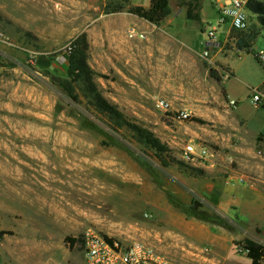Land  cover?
<instances>
[{
    "label": "rangeland",
    "instance_id": "374dc122",
    "mask_svg": "<svg viewBox=\"0 0 264 264\" xmlns=\"http://www.w3.org/2000/svg\"><path fill=\"white\" fill-rule=\"evenodd\" d=\"M150 1L0 0V264H84L86 229L149 242L170 264H250L241 244L260 234L264 168L220 144L232 118L222 89L239 100L233 112L251 119L242 132H264V109L246 98L264 77L254 56L264 53V34L252 22L244 43L233 29L218 37L211 54L236 75L221 84L201 54L208 26L218 25L211 1L168 0L159 24L126 11ZM74 42L88 68L73 81L78 101L53 79L68 77ZM157 98L191 117L172 119ZM190 140L221 145L246 182L225 191L185 164ZM202 181L216 189L201 194Z\"/></svg>",
    "mask_w": 264,
    "mask_h": 264
},
{
    "label": "built area",
    "instance_id": "2783aa9c",
    "mask_svg": "<svg viewBox=\"0 0 264 264\" xmlns=\"http://www.w3.org/2000/svg\"><path fill=\"white\" fill-rule=\"evenodd\" d=\"M217 13V24L208 26L206 39L202 42V58L215 70L219 68L211 54L212 47H220L217 37L218 27L228 24L229 30L247 31L251 18L256 14L247 8V0H210ZM131 33L133 29H130ZM258 57H263L258 53ZM250 103L257 106L264 105V89L250 88ZM156 106L168 112L172 119L187 120L191 112L187 109H172L171 103L164 98L156 99ZM234 105V103H231ZM181 160L191 167H220L231 165L234 161L231 154L220 147H212L200 140H190L181 148ZM234 180L233 177L230 178ZM228 179V180H230ZM239 183L244 178L236 177ZM81 249L84 264H170L169 259L154 245L142 240H132L128 243L120 242L110 236L103 235L92 229H86L81 239ZM1 259V256H0Z\"/></svg>",
    "mask_w": 264,
    "mask_h": 264
},
{
    "label": "crops",
    "instance_id": "0c3cea01",
    "mask_svg": "<svg viewBox=\"0 0 264 264\" xmlns=\"http://www.w3.org/2000/svg\"><path fill=\"white\" fill-rule=\"evenodd\" d=\"M252 18H254V20L251 19V24H252V22H256L257 26L259 28L258 34L263 35L264 34V30L260 28V26L258 24V21H257V17H252ZM223 25L224 26L226 25V29H225V31L223 32V34L221 36L218 35V31H217V37H219V38L223 37L224 39H226L227 36L229 35L230 30H229L228 24H223ZM232 38H236V37L232 36ZM218 40H219V42H221V39H218ZM251 45H250V47H251ZM215 52L216 53L213 54V57L214 56L216 57V55H218L217 51H215ZM260 52L263 55V57L260 60L263 61L264 60V53L262 52V50H259V52H257V54L260 53ZM223 56L225 57V55H223ZM214 61L216 62L217 67L222 72L221 73L222 80L220 81L221 84L224 83V80L226 78L227 79H230L231 77L235 78V76H236L235 75V71L229 64H227V62H225L224 60H218L217 61L216 59ZM257 86H259L262 89H264V77L262 78L261 81L258 82L257 85L250 86V87L248 86V89H247V93L248 94L246 95V98L248 99L249 102H250V100H249L250 88L251 87H257ZM223 89L225 91L226 97L223 96L222 104L226 108L229 107V109H231L232 118L228 119V121H227L228 136L226 138L220 139V142H221L220 144L222 146H226V147L230 148L232 150V152H234L236 154H241V155L244 154V156H245V158L247 160L253 161V162H250L251 166L256 165V166H259L260 168H262V167L264 168V132H263V130L261 128H256V129H254L252 131L250 130V135L249 136H246V133L242 132V126H245V129H248L246 127H247V124H249V122H251V119L250 118L249 119L248 118L245 119L242 116H239L235 112H233L234 109L239 107V104H238L239 100H238V98L232 96L230 94V91L226 87L223 86ZM231 103H234V105H231ZM261 108L264 109V107H261ZM231 134L232 135L235 134L236 135L235 138L236 139L238 138L239 141H235L236 140L235 138L232 139L231 138ZM221 145H219V146L221 147ZM231 155H232V157L234 159L233 154H231ZM191 168L197 169V170H200V171H205V173H206L205 176L206 177L208 176L209 178H214V180H216V182L221 183L225 187V191L228 189L227 188L228 184H236V183L242 184V183L246 182V177L243 174H237L235 171H233L232 168H230V165H226V167H224V168L213 167V166H206V167H203V168L202 167H191ZM224 169H226L228 174L225 177H222L219 174V172L221 173ZM255 170L258 171L257 168ZM245 171L248 172L247 170H245ZM239 176L244 178V182L239 183L237 181L236 177H239ZM231 177H233L234 180H231L230 179ZM228 179H230V180H228ZM199 180L200 179H198V181ZM188 183L193 184L192 181L191 182L188 181ZM204 184L205 183L203 182V184L201 186L199 185V187H197V189H196L197 191H199L203 195H208L209 193L207 191H209L210 189H213V190L216 189L215 182H213V181H210V182L207 183V185H206L207 188H208L207 190H205V185ZM191 188H193V187H191ZM194 188H196V186ZM257 208L263 214V218H262V221H261L260 234H259L258 238H255L254 240L264 244V203H262ZM263 263H264V261L262 262V264Z\"/></svg>",
    "mask_w": 264,
    "mask_h": 264
},
{
    "label": "trees",
    "instance_id": "16d2710c",
    "mask_svg": "<svg viewBox=\"0 0 264 264\" xmlns=\"http://www.w3.org/2000/svg\"><path fill=\"white\" fill-rule=\"evenodd\" d=\"M247 8L256 14L257 21L261 26V29L264 30V1L262 0H247ZM123 9L122 7H117L114 9L115 11H119ZM129 13L136 15L140 18H143L151 23L159 24L164 18L170 13L168 8V0H151L150 5L148 7H144L142 5L130 6L126 9ZM191 17L190 19H192ZM234 32V30H232ZM231 32V36L236 37L237 44L244 43L245 40L242 37V34H245L244 31H236V34ZM254 38V34L249 35V40ZM83 50L78 47L77 42L72 43L69 51L68 58V66H67V76L64 78L53 77V79L57 82V85L64 91V93L71 98L73 101H78V95L75 92V87L73 85V81L84 77L88 73V68L84 62H82ZM255 58L260 62V58L258 54H254ZM210 76H212L215 80L221 81L222 75L218 73L217 70L212 69L209 72ZM223 96L226 97L224 89ZM261 107H264L262 105ZM200 122V119H197ZM83 124L87 127H92L93 125L88 121H83ZM150 140L152 139V135L148 134ZM179 204V203H178ZM179 206L185 210L187 213H192V207L184 204H179ZM1 234V233H0ZM241 247L245 250L246 256L250 259V264H262L264 261V244L258 242L252 238L245 237L242 241Z\"/></svg>",
    "mask_w": 264,
    "mask_h": 264
},
{
    "label": "bare ground",
    "instance_id": "6f19581e",
    "mask_svg": "<svg viewBox=\"0 0 264 264\" xmlns=\"http://www.w3.org/2000/svg\"><path fill=\"white\" fill-rule=\"evenodd\" d=\"M9 177V176H8ZM11 178V177H10ZM14 179H16V178H14ZM12 181V180H11ZM19 181V180H18ZM36 181V180H35ZM9 182V181H8ZM13 182V181H12ZM15 183V182H14ZM6 185V184H5ZM12 185V184H11ZM10 187V186H9ZM7 188V187H6ZM11 189V188H10ZM13 190V189H12ZM17 191V190H16ZM12 192V191H11ZM14 193H16L15 191H13ZM29 193H31V192H29ZM10 194V193H9ZM16 195V194H15ZM35 195V194H34ZM7 196H9V195H7ZM46 197H48V196H46ZM8 198V197H7ZM16 198V197H15ZM30 198V197H29ZM28 198V199H29ZM35 199H36V197H34ZM40 198H41V196H40ZM18 199V198H17ZM20 199V198H19ZM32 199V198H31ZM33 200V201H36V200ZM37 200H38V198H37ZM25 201H26V199H25ZM43 201V200H42ZM27 202V201H26ZM41 202V201H40ZM35 203H37V202H35ZM42 203V202H41ZM30 204V203H29ZM47 204V203H46ZM41 205V204H40ZM47 205H49V204H47ZM56 205V204H55ZM42 206V205H41ZM50 206V205H49ZM54 208V207H53ZM50 210H52V209H50ZM48 211V210H47ZM54 211V210H53Z\"/></svg>",
    "mask_w": 264,
    "mask_h": 264
}]
</instances>
